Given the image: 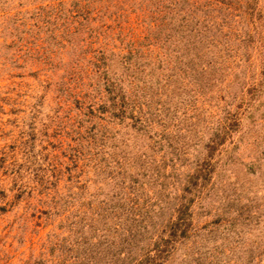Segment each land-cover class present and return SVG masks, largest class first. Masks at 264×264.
Returning a JSON list of instances; mask_svg holds the SVG:
<instances>
[{"label":"rangeland","instance_id":"obj_1","mask_svg":"<svg viewBox=\"0 0 264 264\" xmlns=\"http://www.w3.org/2000/svg\"><path fill=\"white\" fill-rule=\"evenodd\" d=\"M0 264H264V0H0Z\"/></svg>","mask_w":264,"mask_h":264}]
</instances>
